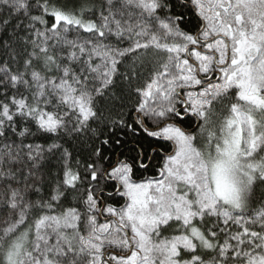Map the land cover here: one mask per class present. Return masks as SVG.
<instances>
[{"label": "snow or ice", "instance_id": "1", "mask_svg": "<svg viewBox=\"0 0 264 264\" xmlns=\"http://www.w3.org/2000/svg\"><path fill=\"white\" fill-rule=\"evenodd\" d=\"M0 264H264V0H0Z\"/></svg>", "mask_w": 264, "mask_h": 264}]
</instances>
